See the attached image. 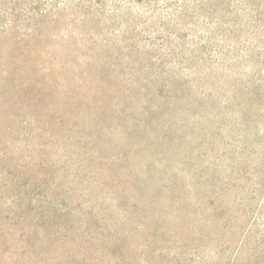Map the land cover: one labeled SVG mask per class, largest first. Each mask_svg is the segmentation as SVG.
Here are the masks:
<instances>
[{
  "label": "rangeland",
  "instance_id": "obj_1",
  "mask_svg": "<svg viewBox=\"0 0 264 264\" xmlns=\"http://www.w3.org/2000/svg\"><path fill=\"white\" fill-rule=\"evenodd\" d=\"M0 264H264V0H0Z\"/></svg>",
  "mask_w": 264,
  "mask_h": 264
}]
</instances>
